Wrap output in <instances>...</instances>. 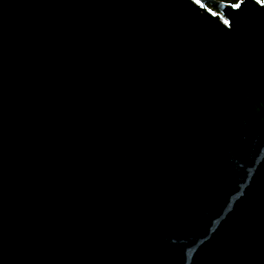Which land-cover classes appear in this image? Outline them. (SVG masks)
<instances>
[{"label": "water", "instance_id": "1", "mask_svg": "<svg viewBox=\"0 0 264 264\" xmlns=\"http://www.w3.org/2000/svg\"><path fill=\"white\" fill-rule=\"evenodd\" d=\"M201 5L0 0V264H264V8Z\"/></svg>", "mask_w": 264, "mask_h": 264}, {"label": "snow or ice", "instance_id": "2", "mask_svg": "<svg viewBox=\"0 0 264 264\" xmlns=\"http://www.w3.org/2000/svg\"><path fill=\"white\" fill-rule=\"evenodd\" d=\"M192 2L196 5H200L201 7H203V5H201L200 0H192ZM243 3H244V0H237V2L230 4L229 7L231 9H238L239 10V9H241V5H243ZM255 3H256V5L261 6V8H264V0H255ZM240 14H242V13H240ZM212 15H216V13H212ZM221 19H222L225 27H228V28L232 27L231 21H229L227 19H223V18H221Z\"/></svg>", "mask_w": 264, "mask_h": 264}, {"label": "flooded vegetation", "instance_id": "3", "mask_svg": "<svg viewBox=\"0 0 264 264\" xmlns=\"http://www.w3.org/2000/svg\"><path fill=\"white\" fill-rule=\"evenodd\" d=\"M214 1H221V2H224V3H228V4H232V3L237 2V0H214ZM200 2H201V0H200ZM204 5H205V6L208 8V10L211 11L212 13L219 14V15L221 16V18H223V19H227V20L230 21V19H229L228 17L224 16V15L222 14V12L220 11V9H219L217 6H215L214 4H212L211 2L206 1V2L204 3Z\"/></svg>", "mask_w": 264, "mask_h": 264}]
</instances>
